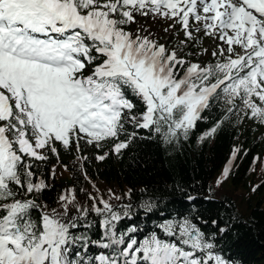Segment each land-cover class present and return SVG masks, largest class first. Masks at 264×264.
Instances as JSON below:
<instances>
[{
  "label": "snow or ice",
  "instance_id": "6c2138e0",
  "mask_svg": "<svg viewBox=\"0 0 264 264\" xmlns=\"http://www.w3.org/2000/svg\"><path fill=\"white\" fill-rule=\"evenodd\" d=\"M138 16L171 21L165 33L183 39L170 47L142 25L128 30ZM202 36L216 42L214 62L189 59L207 48L185 51ZM214 107L220 118L201 143L232 118L264 126V0H0V264H237L187 216L158 224L163 238L140 239L135 224L121 230L134 214L131 189L88 192L90 207L74 188L59 196L60 211L37 202L50 187L37 162L59 160V148L110 144L96 159L121 155L138 136L126 124L178 144ZM92 216L99 239L75 231L91 229ZM93 247L101 251L89 256Z\"/></svg>",
  "mask_w": 264,
  "mask_h": 264
},
{
  "label": "trees",
  "instance_id": "16d2710c",
  "mask_svg": "<svg viewBox=\"0 0 264 264\" xmlns=\"http://www.w3.org/2000/svg\"><path fill=\"white\" fill-rule=\"evenodd\" d=\"M137 21L128 30L135 31L142 25L160 42L155 20L143 23L137 17ZM180 39L183 36H171L169 46H176ZM203 48L206 47H200L197 42L185 51L197 53ZM203 58L204 62H214L216 59L210 51L201 52L198 57H189L193 62ZM129 95L138 103L135 97ZM220 114L221 109L214 107L205 113L208 119L198 122L187 140L181 139L173 145L165 144L159 136L146 129H136L126 124L129 133H138L137 138L121 155L110 154L104 161H98L96 156L109 151L110 144L103 149L92 146L86 149L82 144L83 151L79 154L75 148L70 151L59 148V160L49 154L46 163L37 162L38 173L50 185L37 202L47 205L48 211H60L59 196L74 188L78 201L90 207L92 202L87 198L88 192L95 194L99 189L100 193L106 195L111 189L122 195L131 189L134 214L131 220L126 219L119 225L121 230L135 224L142 230L136 234L138 238L142 239L153 231L163 238L156 227L158 224L166 219L187 216L207 236L214 238L223 254L237 264H264V126L248 119L237 122L232 118L221 126L213 138L199 142V136L213 126ZM234 148L241 149L238 158L228 178L217 187L216 180ZM77 155L81 159H77ZM84 156L88 157L86 161L83 160ZM257 157L259 160L254 163ZM53 166L55 176L51 175ZM149 198L155 199L157 207L152 213H145L138 205ZM33 214L38 216L39 212L34 211ZM91 219L96 222L91 229L75 231H87L94 239H99V217L92 216ZM213 221L216 223L213 224ZM220 229L226 231L221 233ZM99 251L93 247L88 255L94 256Z\"/></svg>",
  "mask_w": 264,
  "mask_h": 264
},
{
  "label": "rangeland",
  "instance_id": "374dc122",
  "mask_svg": "<svg viewBox=\"0 0 264 264\" xmlns=\"http://www.w3.org/2000/svg\"><path fill=\"white\" fill-rule=\"evenodd\" d=\"M138 19L142 20L143 23H147V22L148 23H152V21L155 20V24L158 25V33H159L160 42L165 43V41H168V39L171 37L168 34H166L165 31H164V29L168 27V25H169V23H171V21H167V20L159 19V18L153 19L151 17L145 18V17H142V16H138ZM178 27L179 26H177V30H178ZM179 35L183 36V33L180 32ZM198 42H199V46L200 47L205 46L208 49V51H210V52H212L215 49V47H216V42L213 40L212 37H204V36H202V38L199 39ZM201 61L204 62V58L201 59ZM85 146H86V149H89L88 145H85ZM227 163H226V165H227ZM224 167H223V169H224ZM223 169H222V171H223ZM222 171H221V173H222ZM220 176H221V174H220Z\"/></svg>",
  "mask_w": 264,
  "mask_h": 264
}]
</instances>
